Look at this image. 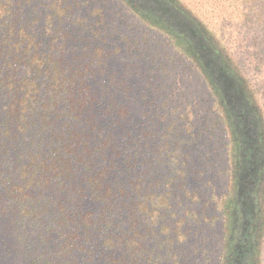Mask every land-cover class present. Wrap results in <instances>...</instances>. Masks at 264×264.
<instances>
[{"label": "trees", "instance_id": "obj_1", "mask_svg": "<svg viewBox=\"0 0 264 264\" xmlns=\"http://www.w3.org/2000/svg\"><path fill=\"white\" fill-rule=\"evenodd\" d=\"M126 2L183 39L198 59L221 102L238 182L254 160L261 173L258 110L211 38L173 0ZM54 6L55 0H0V264H141L148 245L141 244L139 218L155 207L141 198L134 113L99 82L105 83L104 62L93 53L104 48L75 54L88 47V36L79 41L60 22L64 10ZM220 73L232 83L227 91ZM237 202L228 212L233 226L225 264H257L258 208L243 210ZM148 247L146 259L153 261Z\"/></svg>", "mask_w": 264, "mask_h": 264}, {"label": "rangeland", "instance_id": "obj_2", "mask_svg": "<svg viewBox=\"0 0 264 264\" xmlns=\"http://www.w3.org/2000/svg\"><path fill=\"white\" fill-rule=\"evenodd\" d=\"M173 1L242 78L264 129V0ZM55 4V11L64 10L60 22L74 28L79 41L88 36V47L79 46L75 54L104 48L93 53L95 62H104L105 83L99 82L134 113L141 198L152 199L155 207L151 213L142 209L139 218L141 244L152 247L154 262L146 259L149 247L143 246L140 263L225 264L233 226L228 212L238 197L243 210L258 208L255 260L264 264V169L257 175L254 160L238 182L241 173L220 99L186 42L126 0ZM58 47L54 44L52 52ZM217 79L223 91L232 84L224 73ZM150 182L153 194L147 190Z\"/></svg>", "mask_w": 264, "mask_h": 264}, {"label": "flooded vegetation", "instance_id": "obj_3", "mask_svg": "<svg viewBox=\"0 0 264 264\" xmlns=\"http://www.w3.org/2000/svg\"><path fill=\"white\" fill-rule=\"evenodd\" d=\"M192 36L195 37L196 36V32L194 29L191 30Z\"/></svg>", "mask_w": 264, "mask_h": 264}]
</instances>
